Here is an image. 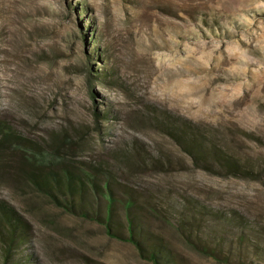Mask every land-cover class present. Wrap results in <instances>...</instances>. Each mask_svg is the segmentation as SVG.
<instances>
[{
  "label": "rangeland",
  "instance_id": "rangeland-1",
  "mask_svg": "<svg viewBox=\"0 0 264 264\" xmlns=\"http://www.w3.org/2000/svg\"><path fill=\"white\" fill-rule=\"evenodd\" d=\"M172 116L208 125L255 179L191 167L159 130ZM0 119L39 144L69 133L74 160L130 152L139 185L247 216L264 248V0H0ZM10 157L0 199L23 217L24 264H152L19 181ZM148 222L186 264H224Z\"/></svg>",
  "mask_w": 264,
  "mask_h": 264
},
{
  "label": "trees",
  "instance_id": "trees-1",
  "mask_svg": "<svg viewBox=\"0 0 264 264\" xmlns=\"http://www.w3.org/2000/svg\"><path fill=\"white\" fill-rule=\"evenodd\" d=\"M100 78L103 80L105 74ZM95 113L102 122L109 118L108 112ZM157 124L191 167L218 176L255 179L258 172L254 166L228 149L208 125L180 116ZM75 143L73 136L64 132L50 136L47 144L35 143L0 119V170L12 163L10 155L16 156L19 181L63 212L94 221L112 238L129 242L140 258L152 264L186 263L164 235L149 225V218L165 220L187 245L219 262L264 264L258 227L247 216L233 209L217 210L191 195L182 196L178 202L162 198L124 174L123 168L129 172L135 163L130 152L109 156L99 153L80 161L74 160L70 151ZM165 158L170 161L166 155ZM11 181L16 180L12 177ZM231 225L237 230L234 238L225 230ZM26 236L23 217L0 199V264H24L30 260L29 255L19 254Z\"/></svg>",
  "mask_w": 264,
  "mask_h": 264
}]
</instances>
